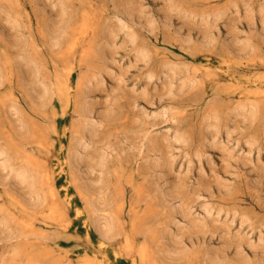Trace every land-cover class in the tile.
Returning a JSON list of instances; mask_svg holds the SVG:
<instances>
[{
  "label": "rangeland",
  "instance_id": "obj_1",
  "mask_svg": "<svg viewBox=\"0 0 264 264\" xmlns=\"http://www.w3.org/2000/svg\"><path fill=\"white\" fill-rule=\"evenodd\" d=\"M263 11L264 0H0V153L38 180L18 189L0 175V264H264ZM85 105V168L63 172ZM93 215L113 224L103 251Z\"/></svg>",
  "mask_w": 264,
  "mask_h": 264
},
{
  "label": "bare ground",
  "instance_id": "obj_2",
  "mask_svg": "<svg viewBox=\"0 0 264 264\" xmlns=\"http://www.w3.org/2000/svg\"><path fill=\"white\" fill-rule=\"evenodd\" d=\"M132 11H134L133 8H131V12H130L131 14H128V16L126 17L127 21L125 23H121V25H120L121 29H127L128 28V26H127L128 22L134 21V16H133ZM262 18H263L262 20H264V11L262 12ZM166 20L168 21V17H166ZM149 24H150V22H149ZM249 28L250 29L255 28V25H254L253 22L249 23ZM129 36L132 39L134 37L131 33L129 34ZM204 40L206 42H213L214 41V36H213L211 31H207L206 30L204 32ZM243 78L244 79H242V82H243L244 85H246L247 87H254L255 89L258 88V85L256 84V81L253 80L254 78L252 76L249 75V76H245ZM84 107H85L84 108L85 109V111H84L85 112L84 113V120L82 122L83 124L81 125V130H80V131H82V133H81L82 135L76 141L74 140L75 142H73V145L71 146V149L69 150L68 154L64 156V158H63V160L61 162V170L63 172H66L67 168L69 170H72V169L75 168V169H78L79 171H80V168L82 166H83V168H85L84 165H83L84 164V159H85L84 155H83V153H84L83 151L86 150V146L88 144L87 145H85V144L89 141L87 139L86 135L88 134L87 136H89V134H91V136H92V133H94V130L96 128H95V124H94L95 120L93 121V116H94L93 110L88 105L87 106L85 105ZM84 109H82V110H84ZM96 125H97V123H96ZM91 136H89V138ZM147 136H149V135H147ZM139 146L140 145L133 144L132 148H138ZM143 146H144V143L142 144V149H143ZM1 152H2V150H1ZM4 154L7 155L4 151L2 153H0V157L5 156ZM5 157H3L4 160L2 158V160H3L2 162L0 161V175H1V178H3L4 181L13 183L15 185V187L18 188V189L22 188L26 184L30 185L31 187H34V186L37 185V181L38 180L35 178L36 176L34 177V175L30 174L31 171L29 170L28 167L23 166V165L22 166L21 165L17 166L12 161V159L10 157H8V155H7L6 158ZM107 159H108L107 155H102L101 159H99L100 160L99 163L96 166L94 164L92 165V164H90L88 162L89 164L86 165L85 172L87 173V177L89 178V180H90L89 174L93 173L94 170H96V169L103 170L105 168ZM0 160H1V158H0ZM85 164H86V162H85ZM83 168H81V169L83 170ZM48 181H47L48 186L53 190L55 188V185L52 182H50V181L48 183ZM91 181H92L91 185L93 186L94 181L93 180H91ZM41 182L43 184V181H41ZM40 191H43V190H40ZM42 194H44V193H42ZM42 194L38 190V192L35 193V195H34L35 197L34 198H37L39 200L41 198ZM166 194H168V193L166 192ZM91 202L93 203V201H91ZM95 202H94V204H95ZM93 211H95L94 208H93ZM93 217H94V215H93ZM106 218H105V216L104 217H96L95 216L93 221H92L93 223L91 225V227H94L93 229H95V233H97V236H98L97 238L99 240V248L101 249V251L105 250L110 245L108 242L110 241V238L112 237L111 234L113 233V224H112V222L110 220H107ZM178 236L179 235L169 234V239H170V242L172 241V243H170V244H171V246L173 248L172 249L173 252L181 254V253L185 252L187 248L183 244L184 242H183V239H181L182 238L181 235H180L181 238L179 237L180 239L178 238ZM189 242H190V244L194 245L193 240H191ZM253 255L255 257L258 256V250L256 252H254ZM226 257H227L226 254L222 255V258L226 259ZM235 258L246 259V258H244L243 252L241 250L237 251V253L235 255ZM247 259H249V258H247ZM247 259H246V261H247Z\"/></svg>",
  "mask_w": 264,
  "mask_h": 264
}]
</instances>
